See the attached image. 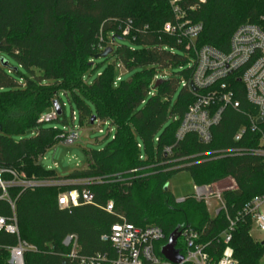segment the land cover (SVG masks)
<instances>
[{
	"label": "trees",
	"instance_id": "trees-1",
	"mask_svg": "<svg viewBox=\"0 0 264 264\" xmlns=\"http://www.w3.org/2000/svg\"><path fill=\"white\" fill-rule=\"evenodd\" d=\"M183 2L185 20L202 25L196 49L209 46L226 53L239 26L264 27V0L248 8L241 4L248 0ZM173 20L167 0H0V181L7 185L4 192L0 189V217L10 220L14 216L18 230L17 237L0 232V264H9V249L18 242L35 249L25 253V264H74L66 257L70 251L64 245L67 237L75 239L78 256L99 254L111 261L115 252L101 237L119 217L138 228L161 230L163 239L154 244L160 259L161 248L174 232L192 229L198 243L206 245L212 263L226 249L236 264L259 263L264 242L252 240L249 220L235 224L227 244L222 234L228 228L227 217L232 218L252 197L264 194V165L250 156L215 158L214 154L246 145L235 144L233 136L241 125H247L245 113L253 114V108L245 102L241 86L234 84L240 110H225L221 122L211 129L208 145L193 135L175 142L179 120L193 96L181 87L169 109L170 98L180 81L191 80L195 55L185 49L184 41L163 31ZM126 25L130 29L123 36ZM116 41L122 43L115 45ZM107 48L112 52L104 60L111 58V62L92 84H86L83 79L93 57ZM189 63L179 78L162 75V81L152 85L156 71L180 69ZM118 65L133 73L114 85ZM151 89L152 96L148 95ZM61 92L75 97L79 124L90 125V103L96 120L108 121L115 128L104 149L86 151V166L64 177L39 162L63 139L61 130L40 122L54 101L63 112ZM165 148H170L169 154ZM133 169H138L136 175L130 174ZM180 171L188 172L197 186L231 179L236 188L222 193L225 210L210 218L204 202L192 195L178 201L169 180ZM87 179L93 182L33 188L14 184L17 180ZM72 190L92 192L94 205L60 208L58 192ZM109 202L113 214L102 209ZM175 249L185 255L180 237Z\"/></svg>",
	"mask_w": 264,
	"mask_h": 264
},
{
	"label": "built area",
	"instance_id": "built-area-1",
	"mask_svg": "<svg viewBox=\"0 0 264 264\" xmlns=\"http://www.w3.org/2000/svg\"><path fill=\"white\" fill-rule=\"evenodd\" d=\"M170 11L173 14V22L166 23L163 31L170 36H175L179 42H185V49L193 48L194 62L191 80L188 83L180 81L182 87H186L192 94L193 101L179 120L174 138L175 142H181L188 135H193L198 142L208 145L211 142V129L217 126L223 117L226 109L233 111L240 110V102L236 99L237 89L234 84L241 86V92L245 102L253 108V114L245 113L247 125H241L233 136L235 144L245 143L246 145L234 146L221 149L216 152L215 158L223 157H254L264 165V27L255 24H244L239 26L231 35L229 47L226 53H222L212 47L202 46L195 48V41L202 31L201 24H191L185 20L183 9L184 0H167ZM203 2L205 0H197ZM130 27L126 25L121 34L127 35ZM121 72V66L118 65ZM117 74L115 83L121 79V73ZM166 76V75H163ZM154 77L152 85L155 80ZM190 83L196 88L193 92ZM148 95H153V89ZM72 122L75 116L72 113ZM57 115L51 108L50 112L41 116L40 122L48 123L56 120ZM262 119V122L257 121ZM98 126L108 121L96 120ZM95 121V122H96ZM171 121H177L171 117ZM98 132L103 133L102 129ZM61 137L67 143H74L78 135L74 132V126ZM156 140V139H155ZM140 149V144L137 145ZM166 154L170 148H165ZM139 159H143L140 156ZM55 165V164H54ZM180 166L176 167L179 168ZM138 169L130 171L136 175ZM93 179L81 180L74 184L88 185ZM59 182L50 181H22L17 180L16 185L24 188L40 186H56ZM6 184L0 181V189L5 191ZM232 190V189H230ZM192 197L196 200L207 201L215 199L218 206L215 214L225 210L222 192L212 185H194ZM179 199L178 201H181ZM60 208L77 207L78 205H94V195L89 190H72L60 195L57 199ZM13 208V205H11ZM106 213L113 214L112 203H107L102 208ZM120 221L110 226L109 232L101 237V240L108 242L115 252V258L108 260L105 255L82 257L76 253V242L73 237H67L64 245L70 246L66 257L74 264H172L169 261L158 258L154 253V244L163 239V234L158 227L146 226L138 228L127 223L122 217ZM249 220L259 231L264 233V194L252 197L232 218H228V228L222 234L223 243L227 244L231 239V232L237 222ZM4 231L10 235L18 236L16 220L14 216L10 220L0 217V232ZM180 238L184 244L185 255L181 264H236L231 257V252L226 249L222 258L217 263H212L211 258L205 252L206 245L198 243V234L192 229H185L181 232ZM26 252H35L33 247L24 243L18 244L9 249V264H25L24 255Z\"/></svg>",
	"mask_w": 264,
	"mask_h": 264
},
{
	"label": "rangeland",
	"instance_id": "rangeland-1",
	"mask_svg": "<svg viewBox=\"0 0 264 264\" xmlns=\"http://www.w3.org/2000/svg\"><path fill=\"white\" fill-rule=\"evenodd\" d=\"M245 1V0H244ZM259 0H248V2H241L245 5L244 8H248L249 5H253ZM248 5V6H246ZM115 45H119L122 42L116 41ZM190 52H193V48L190 47ZM111 62V58L108 60L96 59L92 60L93 65L89 68L87 73L84 76L83 81L86 84H92L93 80L97 78L104 70L107 68L108 63ZM189 64L183 65L179 68H172L164 71H156V76L160 78L162 75H166L169 78H179V72L188 68ZM120 70L117 71L119 75ZM121 78L122 80H127L133 72H125L121 68ZM181 85L177 87L175 92L172 94L169 103V109L177 102L179 92L181 90ZM58 98L63 104V112L58 116V120H53L48 123L43 124L44 127H51L58 130H61L63 133H67L74 126V132L78 135V140L74 143H67L64 139L60 140L55 146L48 149L43 156L40 157L39 162L44 169H51L55 174L59 176H67L73 171L82 170L86 166V151H100L104 149L109 143L115 134V128L109 122H105L104 125L98 126L97 121L92 125L81 123L79 124L77 116V106L75 97L71 94L64 95L63 92L59 93ZM69 99V101H68ZM91 116L94 115L93 106L90 103H87ZM75 116V120L72 122L71 112ZM82 125V126H80ZM89 125V126H88ZM169 125V121L166 123ZM102 129L103 133H99L98 130ZM140 152L143 156V148L140 145ZM55 164V165H54ZM25 180V179H24ZM74 183L68 181H61L58 185ZM215 186L217 190H220L222 193L225 191L234 190L236 186L231 179L226 178L218 183L210 184ZM169 189L172 195L177 199H182L183 197L191 196L194 192V183L191 179V176L186 171H180L179 173L173 175L169 180ZM64 193L58 192V195H63ZM204 202V201H203ZM207 214L210 218H214L215 210L219 205L217 200L209 199L204 202ZM251 223V221H249ZM250 237L254 242L262 243L264 242V233L259 232L252 224L250 226ZM258 264H264V255L260 259Z\"/></svg>",
	"mask_w": 264,
	"mask_h": 264
},
{
	"label": "water",
	"instance_id": "water-1",
	"mask_svg": "<svg viewBox=\"0 0 264 264\" xmlns=\"http://www.w3.org/2000/svg\"><path fill=\"white\" fill-rule=\"evenodd\" d=\"M111 52H112V49L111 48H107L102 53H100L98 55H95L93 57V59L94 60H96V59H105L109 54H111ZM161 81H162L161 79H157V81H156L154 86L156 87ZM189 85H190L191 90L193 92H195L196 88L193 86V84L190 83ZM52 108H53V110H54V112L56 113L57 116H59L61 114L60 107H59V105H58V103L56 101L53 102ZM95 121H96L95 116H92L91 119H90V125H92ZM257 122L258 123L262 122V119H259ZM180 235H181V231L174 232L168 238V242L160 250L161 256L165 260L169 261L172 264H181L182 261H183L182 255H180L179 251L175 249L176 241L180 237Z\"/></svg>",
	"mask_w": 264,
	"mask_h": 264
}]
</instances>
